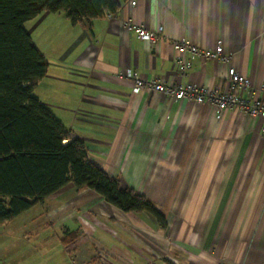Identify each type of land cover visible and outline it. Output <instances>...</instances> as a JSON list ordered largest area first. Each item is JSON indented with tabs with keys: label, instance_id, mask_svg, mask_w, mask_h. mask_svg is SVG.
<instances>
[{
	"label": "crops",
	"instance_id": "1",
	"mask_svg": "<svg viewBox=\"0 0 264 264\" xmlns=\"http://www.w3.org/2000/svg\"><path fill=\"white\" fill-rule=\"evenodd\" d=\"M129 21L164 35L140 40ZM25 30L48 63L34 96L85 142L92 163L152 201L162 220L69 183L3 224L0 264H264L262 120L134 93L124 75L224 92L233 67L249 78L250 100L263 99L264 0H129L87 24L44 12ZM180 39L209 49L221 41L229 62L194 58L180 74L172 63Z\"/></svg>",
	"mask_w": 264,
	"mask_h": 264
},
{
	"label": "trees",
	"instance_id": "2",
	"mask_svg": "<svg viewBox=\"0 0 264 264\" xmlns=\"http://www.w3.org/2000/svg\"><path fill=\"white\" fill-rule=\"evenodd\" d=\"M129 0H0V225L72 183L125 212L162 220L152 201L107 176L35 96L47 61L25 25L44 12L66 13L72 24L116 14ZM66 144L64 140L69 139Z\"/></svg>",
	"mask_w": 264,
	"mask_h": 264
},
{
	"label": "built area",
	"instance_id": "3",
	"mask_svg": "<svg viewBox=\"0 0 264 264\" xmlns=\"http://www.w3.org/2000/svg\"><path fill=\"white\" fill-rule=\"evenodd\" d=\"M127 28L135 29L138 39L149 41L152 44H155L164 35L162 26H158L155 30H148L143 27H136L129 21ZM172 46L177 53L172 58V63L181 72L180 74L190 69L194 58L214 60L223 64H228L230 59L225 55L221 41L214 49L202 48L183 39L173 40ZM124 75L132 81L134 93L142 91L157 93L174 101H192L217 112H222L227 108H235L249 117H259L262 120L261 132L264 133V98L250 100L252 87L249 78L241 76L233 67L227 68L224 92L192 83L169 85L157 79L148 80L131 69L125 70Z\"/></svg>",
	"mask_w": 264,
	"mask_h": 264
},
{
	"label": "rangeland",
	"instance_id": "4",
	"mask_svg": "<svg viewBox=\"0 0 264 264\" xmlns=\"http://www.w3.org/2000/svg\"><path fill=\"white\" fill-rule=\"evenodd\" d=\"M28 27L29 26H27L26 27V29H28ZM35 33V32H34ZM38 35V34H37ZM33 212V214H36L35 216L37 217V216H40L41 214H37V212L36 211H32ZM54 214L56 215V210L54 211ZM46 221V218H45V216L44 217H40L39 219H37L36 221H34V222H31L29 225H25V226H23V228H22V231L24 232V233H30L31 231H32V229H34L35 227H36V225L38 226L39 224H41V223H43V222H45ZM1 227H4V228H6L4 225H2V226H0V228ZM11 228V227H10ZM8 231H10V229H9V227L6 229V232H8ZM96 263V262H95Z\"/></svg>",
	"mask_w": 264,
	"mask_h": 264
}]
</instances>
